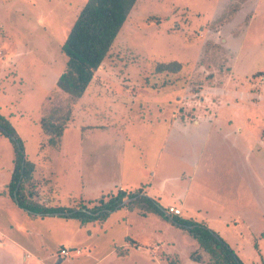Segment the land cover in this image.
I'll return each instance as SVG.
<instances>
[{
	"label": "rangeland",
	"instance_id": "1",
	"mask_svg": "<svg viewBox=\"0 0 264 264\" xmlns=\"http://www.w3.org/2000/svg\"><path fill=\"white\" fill-rule=\"evenodd\" d=\"M86 1L0 0V115L33 164L25 194L45 207L91 208L110 195L80 196L115 191L113 182L149 183L157 166L162 207L178 205L244 264H264V0H138L77 101L54 81L65 64L60 47ZM169 62L180 71L155 72ZM65 113V139L52 146L39 121ZM5 138L10 154L0 149V166L13 152ZM9 192L7 185L0 193L7 206L0 202V264H153L147 256L197 264L180 229L159 215L122 219L118 209L81 226L70 217H31ZM61 249L72 256L62 259Z\"/></svg>",
	"mask_w": 264,
	"mask_h": 264
},
{
	"label": "trees",
	"instance_id": "2",
	"mask_svg": "<svg viewBox=\"0 0 264 264\" xmlns=\"http://www.w3.org/2000/svg\"><path fill=\"white\" fill-rule=\"evenodd\" d=\"M137 1L87 0L84 3L60 47L61 54L65 57V64L55 82L59 91L77 101L83 97ZM179 71L180 64L178 62L159 63L155 67L156 73H177ZM69 119L68 113L40 119L41 131L48 137V143L52 146H56L60 142L64 126ZM0 135L9 140L14 152V166L8 185L10 196L13 198L16 183L21 175V182L15 194L17 202L14 198L13 200L20 209L28 211L30 216L70 213L68 217L78 220L81 225L89 222L95 223V221H104L125 198L131 199L141 193V191H137L126 194L123 191H118L115 195H110L106 201L99 200L98 204L91 208L84 203H80L78 207L74 208L45 207L25 194L24 186L31 180L33 164L26 158L22 164L23 146L21 141L9 126L8 121L1 115ZM124 207L129 211H135L140 216L158 214L164 217L154 202L144 196L129 202ZM171 221L189 227L184 229L198 244V250L206 254L209 264H244L227 243L204 225L177 216H171ZM189 259L201 264V255L197 251L192 252Z\"/></svg>",
	"mask_w": 264,
	"mask_h": 264
},
{
	"label": "crops",
	"instance_id": "3",
	"mask_svg": "<svg viewBox=\"0 0 264 264\" xmlns=\"http://www.w3.org/2000/svg\"><path fill=\"white\" fill-rule=\"evenodd\" d=\"M0 54H3V53H0ZM5 58H6V56H4ZM4 60H6V59H4ZM56 82V80L54 81V83ZM12 84H14V81H12ZM56 85L54 84V87H55ZM12 87L14 88V85H12ZM56 88V87H55ZM11 89V85H7V87L5 88V89H2L1 91L3 92V93H6L7 95H8V91ZM182 125V123L181 124H179V126H181ZM196 125H199V121H197L196 122ZM186 126V125H185ZM176 127H178V124L177 125H174V126H172L171 128H169L170 130L171 129H173V128H176ZM98 129H100V130H107V128L106 127H104L103 125H99L98 127H97ZM181 129V128H180ZM182 129H183V125H182ZM65 134H66V132L65 133H63V135H62V137H61V139L63 140V138L65 139ZM3 136L2 135H0V149L2 150L4 147H5V152L7 151V148H8V150H9V154H10V148H9V146H6V142H5V140L2 138ZM6 140H7V138H5ZM60 139V140H61ZM8 141V140H7ZM10 145H11V143H9ZM12 147V146H11ZM12 150H13V147H12ZM1 152V151H0ZM0 156H1V153H0ZM13 157H14V152H12V157L9 159V161H10V164H9V161H8V159H7V162L4 164L5 166H0V183H2V181H3V183H2V185L0 186L1 187V191H0V193L1 192H4V191H6V189H7V185H9V183H10V180H11V175H12V171H13ZM2 159V157H0V160ZM183 163H186V166L188 167V168H190V169H192V167L189 165V162H188V160H185V161H183ZM195 171H196V168H195ZM156 172H157V166L155 167V169H153V171H152V177H151V179H154V180H152V181H150L149 183H142L141 181L140 182H138V183H135V184H127L125 187L124 186H122V185H120V183H114L113 182V184H112V186H113V188H116L115 189V191H110V193H106V194H103V193H101V195L99 196V197H95V198H88V197H86V198H83L82 196H80L82 199H88V200H94V199H97V198H100L101 196H103V195H115L118 191H123V192H127V194L128 193H133V192H137V191H141V193L139 194V195H137L136 197H134V200H136L137 198H140L141 196H144V197H146V198H148V199H150V200H152L153 202H154V204L156 205V207L163 213V216L164 217H162V216H160V218H162V219H165V220H167V221H169L171 224H173L174 226H176L177 228H179L180 229V233L182 234V236L184 237V243L186 244V245H188L189 247H191V249H189L190 251L189 252H192L191 250H193L194 249V251H197L198 250V244L190 237V235L186 232V230L184 229V228H186L187 226H185V225H182V224H178V223H176V222H173V221H171V216H173V215H170L169 213H168V211H167V209L170 207V206H175V207H177V208H180L178 205H175V204H169L168 205V207L165 209L164 207H162L161 205H160V203H159V201H161V200H163V201H165V199H164V195H162V194H158V192H155L154 191V184H155V177H157L156 176ZM175 175V179H177L178 177V175H177V172L174 174ZM188 177H189V179H190V182H191V180H193V178H195L196 177V175H194V173L193 174H190V175H188ZM181 180V179H180ZM183 180V179H182ZM188 183V186H190L191 185V183ZM176 183V185H177V182H175ZM5 185H6V187H5ZM193 185V184H192ZM127 187V188H126ZM159 189L160 190H162V185H161V182H160V187H159ZM107 190H110V189H107ZM100 192H103V191H101V189H100V191H99V193ZM187 194V192L186 193H184V194H179V195H177V200H179L180 202H183L184 201V199H183V197L185 196ZM1 196V195H0ZM126 199V198H125ZM133 200V201H134ZM6 201V198H3V196H1L0 197V202H1V206H2V208L4 209V210H6V207H3L4 206V202ZM16 204V203H15ZM128 204V203H127ZM17 205V204H16ZM126 205V204H125ZM124 205V206H125ZM124 206H121V207H119L118 209H122V214H121V218L123 219L124 217H126V215L128 214V215H133L132 213L133 212H135V211H129L127 208H125ZM122 207H124V209L122 208ZM118 209H116L115 211H113V212H117V210ZM180 210H181V208H180ZM26 212V211H25ZM112 211L110 212V213H113ZM26 213H28V212H26ZM124 213V214H123ZM136 213V212H135ZM70 213H64V215H54V213H52V214H37L36 216H48V215H53L54 217H57V216H63V217H65V218H67L68 217V215H69ZM138 214V213H137ZM182 214L183 213H181V215H179V216H177V217H179V218H181V219H185V220H190V221H193V219H191V218H183V216H182ZM139 215V214H138ZM148 215H150V214H148ZM155 215H158V214H155ZM32 217V216H31ZM142 218H144V217H146V216H141ZM107 220V219H106ZM117 221H118V219H117ZM117 221H115V222H113L111 225L112 226H116L117 224H119V222H117ZM114 224V225H113ZM197 224H202V223H197ZM81 225V224H80ZM203 225V224H202ZM81 226H87V225H81ZM116 228V227H115ZM187 228H189V227H187ZM208 228V227H207ZM17 230H18V228H16ZM18 232H19V230H18ZM6 233H8V232H6ZM111 234H116L115 236L116 237H119V240H123V238H126L128 235H123L122 236V239H120V235H119V231H116V232H114V233H111ZM186 235H188L187 237H186ZM34 236H32V237H30V238H33ZM186 237V238H185ZM30 238H28V239H30ZM129 240H131V241H133V242H135L134 244H136V241L135 240H133L131 237H127ZM34 241H35V243H36V238L34 237ZM11 242H13V245L18 249V250H20V249H22V250H25V249H27L28 247H27V245L25 244V243H21V242H17L15 239H13V240H11ZM115 241H114V237L112 236V240L110 241V243L111 244H113ZM125 244V243H124ZM197 244V245H196ZM123 246V245H122ZM111 249V248H110ZM109 249V250H110ZM108 252H110V253H112V251H108ZM203 253V252H202ZM72 254L73 253H71L69 256H67V257H71L72 256ZM81 254L79 253L78 255H74V257H78V256H80ZM28 256V255H27ZM142 256V255H141ZM61 257V256H60ZM67 257H62V259H64V258H67ZM148 258H150V259H152V261H154V262H152V261H148L149 263L151 262V263H153V264H161V262H155V260H154V258H152V257H150V256H147ZM104 258V257H103ZM143 258V257H142ZM148 258H146L145 257V259L146 260H149ZM26 259H27V257H26ZM23 262H24V259H23ZM25 262H26V260H25ZM30 263H32V261H29ZM62 262H63V260H58V262L56 263V264H62ZM86 262V261H85ZM92 263V262H91ZM97 263V262H96ZM96 263H94V264H96ZM93 264V263H92ZM198 264V263H197Z\"/></svg>",
	"mask_w": 264,
	"mask_h": 264
},
{
	"label": "water",
	"instance_id": "4",
	"mask_svg": "<svg viewBox=\"0 0 264 264\" xmlns=\"http://www.w3.org/2000/svg\"><path fill=\"white\" fill-rule=\"evenodd\" d=\"M12 140H15L13 137H10ZM23 161H24V153H23V160H22V164H23ZM22 174V173H21ZM20 182H21V175H20V177H19V179H18V181H17V183H16V187H15V190H14V192H13V198H14V200L17 202V200H16V191L18 190V188H19V185H20ZM134 200V198H131V199H124L122 202H121V204L119 205V206H117L114 210H112V212L113 211H115L116 209H118L119 207H121V206H124L125 204H127V203H129V202H131V201H133ZM26 212H28V211H26ZM40 215V214H39ZM54 215H64V213H54ZM60 261V260H59Z\"/></svg>",
	"mask_w": 264,
	"mask_h": 264
},
{
	"label": "built area",
	"instance_id": "5",
	"mask_svg": "<svg viewBox=\"0 0 264 264\" xmlns=\"http://www.w3.org/2000/svg\"><path fill=\"white\" fill-rule=\"evenodd\" d=\"M168 213L170 215H173V216H179L181 215V210L177 209V208H174V207H169L167 209ZM76 253L78 254L79 251H76ZM70 255V250L69 249H61L60 250V256L61 257H67Z\"/></svg>",
	"mask_w": 264,
	"mask_h": 264
}]
</instances>
